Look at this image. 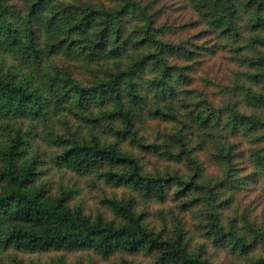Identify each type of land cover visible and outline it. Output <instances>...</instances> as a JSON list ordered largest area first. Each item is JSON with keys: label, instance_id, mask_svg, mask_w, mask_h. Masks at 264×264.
<instances>
[{"label": "trees", "instance_id": "1", "mask_svg": "<svg viewBox=\"0 0 264 264\" xmlns=\"http://www.w3.org/2000/svg\"><path fill=\"white\" fill-rule=\"evenodd\" d=\"M1 51L29 73L0 67V124L72 113L113 140L55 135L56 165L132 195L102 197L114 219L87 213L38 182L41 161L14 132L0 140V251L264 264V0H0ZM55 54L84 59L91 77L49 70ZM148 121L153 141L139 131ZM124 142L167 167L147 171ZM136 197L177 204L193 233L175 207V229L149 228Z\"/></svg>", "mask_w": 264, "mask_h": 264}, {"label": "rangeland", "instance_id": "2", "mask_svg": "<svg viewBox=\"0 0 264 264\" xmlns=\"http://www.w3.org/2000/svg\"><path fill=\"white\" fill-rule=\"evenodd\" d=\"M45 60H47L45 64L46 68L51 64L49 70L72 69L74 77L81 82H86L91 77V72H89L87 66L88 62L82 58H70L66 54H55ZM0 67L3 70H9L19 78H23L29 73V70L23 66V63L12 54L4 51L0 53ZM50 113L44 121H34L29 118L4 120L0 124V140L2 141L7 136L21 130L25 139L24 148L27 150L25 157L28 159L37 157L41 161L39 165L41 173L39 183H46L53 193H58L61 189H69L73 194V203L82 204L87 213L92 214L97 210H101L108 220L114 219L112 212L105 208L101 202L102 197L104 195L129 197L132 195V192L126 187L109 185L103 180L98 179L96 174L79 175L69 169L60 168L54 161V155L60 151V148L53 142L55 135H69L71 133H76L82 138H90L91 135L96 134L103 141L107 142L113 139L107 135L106 137L102 132L98 131L99 129H92L90 126L85 125L72 113L64 112L66 113L64 114L55 111H51ZM139 131L143 137L153 141L156 123L148 121L145 125L140 126ZM121 147L123 150L140 157L147 171H163L168 165L162 157L138 151L129 145L128 142L122 143ZM134 196L137 195L134 194ZM136 198L137 209L146 213L145 223L149 228L156 231L175 229L178 219H175L173 214L170 213V209L175 207L172 210L176 218L178 215L181 225L183 224L188 231L193 233V224L188 223L190 216L177 212V204L174 205L173 202L146 201L139 197ZM256 202L258 203V211L264 209L263 202ZM60 258L69 264H111L119 261L121 258H128L140 264H153V260L143 253L132 255L125 252H117L109 258H105L92 250H61L35 253L21 252L15 249L0 251V264H17L18 262L22 264L49 263ZM219 261L222 264H227L223 259Z\"/></svg>", "mask_w": 264, "mask_h": 264}]
</instances>
